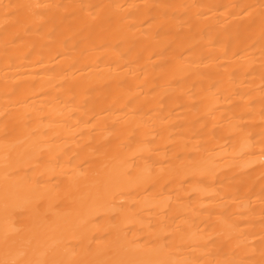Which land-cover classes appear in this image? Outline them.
Instances as JSON below:
<instances>
[{
    "label": "bare ground",
    "instance_id": "bare-ground-1",
    "mask_svg": "<svg viewBox=\"0 0 264 264\" xmlns=\"http://www.w3.org/2000/svg\"><path fill=\"white\" fill-rule=\"evenodd\" d=\"M0 264H264V0H0Z\"/></svg>",
    "mask_w": 264,
    "mask_h": 264
}]
</instances>
